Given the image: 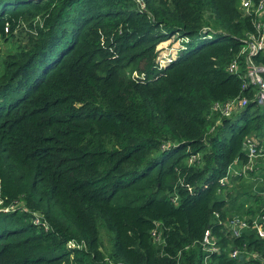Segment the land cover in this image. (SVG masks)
<instances>
[{
  "label": "trees",
  "instance_id": "16d2710c",
  "mask_svg": "<svg viewBox=\"0 0 264 264\" xmlns=\"http://www.w3.org/2000/svg\"><path fill=\"white\" fill-rule=\"evenodd\" d=\"M139 1L0 0V264H264V0Z\"/></svg>",
  "mask_w": 264,
  "mask_h": 264
},
{
  "label": "built area",
  "instance_id": "2783aa9c",
  "mask_svg": "<svg viewBox=\"0 0 264 264\" xmlns=\"http://www.w3.org/2000/svg\"><path fill=\"white\" fill-rule=\"evenodd\" d=\"M137 2L140 4V7H142V4L139 0ZM240 5L243 8V10L248 11L250 8V1L248 0H241ZM256 15L258 17L255 28L257 30V36H249L248 40L246 41L245 45L242 47L241 52L245 53V61H244V77L246 82L244 81L243 86H247L248 84H252L256 87V93H255V100L258 103L264 102V65L261 64H255L251 60V56L256 54L258 51L262 50L264 48V18H263V3H259L258 6L255 9ZM205 29L202 30V32ZM207 38L210 37V35H205ZM171 37H174L177 41L173 42V44H170V47L174 46L173 49V55L169 53L168 51L162 52L158 54L157 56V66L161 67L164 66L166 63H168L171 60L172 56H175V53L179 50H183L185 48V43L188 41L187 37L179 36L178 34H173ZM166 41V40H165ZM164 42V41H163ZM158 49V47H157ZM159 51V49H158ZM165 60V61H164ZM237 62L235 60H232L229 65L227 66V70L229 72L235 73L237 70ZM246 103L245 99H233L229 100L222 104H214L212 109L218 111L223 116H229L233 109L241 108ZM248 151L250 155L253 154V150L251 146L248 147ZM3 211H6V208L2 209ZM35 221L38 219L35 218ZM245 221L240 220L238 218H231L228 221V227L231 235L236 236L239 234V230L243 227H245ZM257 228V233L262 236L263 232L258 224H255ZM202 245L206 246V248L209 245V234L208 231H204L202 240ZM69 246H72V244H69ZM209 250H216L215 247H212L211 245L207 248ZM236 254V250L231 251V256H234Z\"/></svg>",
  "mask_w": 264,
  "mask_h": 264
},
{
  "label": "rangeland",
  "instance_id": "374dc122",
  "mask_svg": "<svg viewBox=\"0 0 264 264\" xmlns=\"http://www.w3.org/2000/svg\"><path fill=\"white\" fill-rule=\"evenodd\" d=\"M173 42H176L177 43V41H176V39L174 38V37H169L166 41H164V42H161V43H159L158 45H157V47H158V49H159V54L160 53H162V52H165V51H168L169 53H171V55H173V49H174V46L176 45H174L173 47H170V44H173ZM7 47H8V43H5L4 41H2L1 39H0V53L2 52V51H6L7 50ZM185 49V48H184ZM183 49V50H184ZM175 58V56H172L171 57V60H173ZM170 60V61H171ZM165 61V60H164ZM248 157H249V160H253V159H255V158H257V157H255V155H250V153H249V151H248ZM260 158H262V159H264V155L263 156H261ZM240 171L242 172V173H244V171H245V167H241L240 168ZM102 232V229L100 230V233ZM101 236V235H100ZM101 239H103L102 240V244H103V246L104 247H106L107 246V238H106V236L103 234L102 236H101Z\"/></svg>",
  "mask_w": 264,
  "mask_h": 264
}]
</instances>
